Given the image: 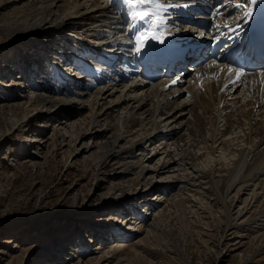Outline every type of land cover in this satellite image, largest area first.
Listing matches in <instances>:
<instances>
[{"label":"bare ground","instance_id":"obj_1","mask_svg":"<svg viewBox=\"0 0 264 264\" xmlns=\"http://www.w3.org/2000/svg\"><path fill=\"white\" fill-rule=\"evenodd\" d=\"M12 5L16 7H12ZM238 5L241 6L238 7ZM117 6L120 8L117 9ZM9 7L12 8L3 12V8ZM130 11L136 13L138 24H135V27H133L129 15ZM249 12L252 15L247 17L249 22L245 23L246 13ZM189 15H193V19L189 18ZM141 16L144 17L143 20L140 19ZM161 20L165 21L167 28V31L162 33L156 27ZM149 22L153 24L149 35L155 33L158 39H163L165 36L169 42L184 40L183 44H188L193 50L200 42V39L197 40V38H202V35L197 32L196 36L190 32V29L195 27L204 30L203 35L207 33L204 41L210 37L213 44L209 53L205 54L203 58H198V62L196 59H191L187 63H183L181 66L185 67L186 71H179L178 80L172 79L170 75L173 63L177 60L176 57L169 55L165 65L153 64L154 59L147 57L149 50L161 47L158 41L149 42L140 54H136L134 51L132 37L141 29L146 28ZM127 23H130L129 29L126 27ZM252 24L263 26L264 0H257V3L252 6H249L248 0H223V2L221 0L211 2L209 0H159V7L146 3L137 4L132 9L126 6L123 0H0V36L5 34L8 37H13L5 45H0V52L6 51V49L15 52L14 46H26L29 48V52L32 49L34 52L42 51L45 54L43 59L46 57L52 60L53 67L51 77L47 73L48 77L46 74L44 77L38 78L37 70L30 71V66H34L31 60L35 62V58L31 59L28 64V71L32 72L29 74L31 79L16 77L20 88L24 90L27 87L33 91L30 96H27L28 100L26 99L25 103L26 108H30L31 111L26 113L27 110L24 109L26 112L23 113V106L10 104V101L5 102L3 110L8 116L7 120L12 121L13 127L18 125V128H26L36 120L44 121V119L50 118L58 123V132L77 129L76 142L79 139L90 140L83 148L85 151L81 150V152L86 154L96 148L100 153L96 165L98 176L103 177L108 169L113 171L114 175L119 173L116 177H121L120 173L135 171L134 174L128 175H135L134 179L137 182L141 181L145 187L157 186L160 187V190L165 188L167 183H157L153 179L161 177L164 172L168 173L172 169L171 166L175 162L166 159L170 155L169 146H173L174 150L179 151L186 161H191V174L187 178L189 180L202 179L204 185H209L212 193L221 194L223 206L228 213L230 206L228 207L226 203L229 200L234 202L236 199V196L231 197L234 190L239 197L241 190L245 193V191H250V187H254L252 200L257 196L256 190L262 192L264 198V150L259 148L264 143V126L262 127L264 122L259 119L260 121L257 120L254 123L252 120L253 117H258L257 113L261 115L264 112V88H262L264 76L261 75L264 72V66L261 64L249 66V61L239 62V58L245 53L240 47V42L247 35ZM170 25L175 27L174 31L171 30L173 26L170 27ZM181 26L184 28L178 30ZM187 27L190 28L187 30ZM104 28L105 31L102 30ZM102 31L105 32L106 38ZM120 32L124 35L117 37ZM86 37L88 39L84 40ZM74 38L80 44L74 42V47L68 46ZM90 39L97 40L96 44L98 45L90 44L88 41ZM105 43H112L113 48L117 47V52L121 53L123 50V58L118 57L120 53L106 55L99 51L100 44ZM123 44L125 45L123 46ZM216 46L221 49L218 55L213 53ZM24 47H22L23 50ZM27 53L28 51H25V54ZM5 54L6 57L13 58V60L10 58V66L23 76L22 60L19 58L21 61L16 63L15 54L12 51L9 55ZM59 54L68 55V58L61 59ZM69 55H73V57ZM91 55L95 56L92 58ZM182 57V61H187L186 57ZM59 58L61 62H65V66L73 68H70L71 72H76L81 68L82 82L87 77L89 84L87 83L85 87L82 85L81 77L72 78L71 76H76V74L70 71L65 73L67 71L61 68L66 67L57 62ZM145 58L146 63L142 65L145 67L141 71V68L138 69L136 64L139 59L144 60ZM201 61L202 63H200ZM39 64H41L39 65L41 73H46L43 71V61ZM119 64L123 68L116 70ZM168 67L170 69L167 71ZM229 67L233 68L231 73L228 71ZM236 70L243 71V75L238 83H230L237 79ZM121 72L122 74H119ZM8 73L10 76L13 72L9 71ZM163 77H167V79L161 80ZM46 79L51 81L48 83ZM24 82H27L26 86H24ZM106 82L113 83L110 89L105 85ZM65 83L67 87L82 88L75 93L71 88L68 89ZM48 84L54 85L51 87ZM93 89H96L95 93L92 92ZM226 89H231V91L225 96L223 91ZM241 90H244L246 97H250L249 100L244 101L243 98H238ZM115 95L117 96L114 97ZM184 96H186L185 99H182ZM232 98L233 100H231ZM236 102L242 103L241 111L238 113L235 110ZM230 103L231 105L228 106ZM192 106H197V110L202 113V118L207 124L206 136L203 134L201 139H197L198 132L193 127L196 123L193 124L190 119H186L187 110ZM21 112L24 114L21 120L16 119L15 117L22 114ZM220 118L223 120H219ZM112 119L116 121L115 125L111 124ZM220 123H222L223 130L218 128ZM11 136L12 134H9L6 141L10 140ZM204 138L208 139L213 146L211 149L205 147L209 143ZM202 139L204 140L200 142ZM46 140L48 139L45 134L38 131L36 136L30 137L25 144L31 143L33 147L36 144L39 147L47 143ZM95 140L96 142H94ZM256 140L258 143L254 144L255 147L250 145L248 148V144H252ZM145 142L149 144V147H152L153 155L150 160L156 158L162 150L166 153L165 159L157 161L161 163L160 165L156 163L153 166H148L152 165V162L145 161L147 157L144 153L146 149L143 148ZM202 146L204 151H209L207 155L213 156L219 147L221 152L235 158L231 167L221 163V169L215 171L218 173V177L223 180L221 187H218V183L215 181L217 176H215L212 167L205 165L203 171L194 164L198 159L202 160V156L197 155ZM207 168L209 169L207 170ZM171 178L174 179L173 176L165 179ZM188 183L190 181L186 182V184ZM135 184L138 187L141 186L140 183ZM129 185L118 183L115 184L114 190L123 195L124 189H128ZM133 192H135L134 195L140 196L145 195L147 191L142 192L143 194L138 193L137 190ZM250 204L245 205V209L247 207L249 209ZM118 205L122 212L129 216L131 209L127 208L125 212L124 206ZM132 215H135L136 218L143 216ZM95 216L100 217V214ZM135 225L137 226L133 227L136 229L135 231L144 228L140 222H135ZM54 233L55 231L51 233V237H54L51 244L57 240V235ZM97 233L102 235L100 237V240H103L102 250L109 247L111 242L121 244L126 241L124 236L119 237L114 234L104 238V232L98 230L92 232L89 237L93 238ZM71 239L70 235L69 240L62 241L70 243ZM58 241L61 240L58 238ZM65 242L60 243L58 251L56 250L58 246H54L55 254L49 252L45 258L57 261L59 259L57 252L63 255L64 249H67V246H64ZM95 249H98L96 251L100 250V248ZM45 251L44 249L42 253ZM99 252L101 255L98 260L102 261H100L101 264H110V254ZM117 254V251L112 253L110 259L115 258ZM3 255L8 257L7 254Z\"/></svg>","mask_w":264,"mask_h":264},{"label":"rangeland","instance_id":"obj_2","mask_svg":"<svg viewBox=\"0 0 264 264\" xmlns=\"http://www.w3.org/2000/svg\"><path fill=\"white\" fill-rule=\"evenodd\" d=\"M12 7L16 6L12 5ZM12 7L3 8V12H7ZM119 8L117 6V9ZM126 27L129 29L130 23H127ZM181 28L183 29L184 26L178 30H182ZM188 28L190 27H187V30ZM102 30L105 31V28ZM171 30L174 31L175 27L173 26ZM190 32L196 36L193 28ZM104 33L102 31L103 36ZM120 33L117 37L124 35ZM12 39L13 37L3 34L0 36V45H5ZM86 39L88 38L84 40ZM18 46L13 47L16 49L15 52L11 49L0 52V264H101L102 261L98 260L101 255L99 251L108 252L110 258L112 253L117 251L115 258H109L110 264H264V198L262 192L256 190V195L262 196L260 198L256 196L252 200L254 187H250V191L245 193L241 190L239 197L236 195V190L232 191L231 197L236 196V199L234 202L229 200L226 203L228 207L230 206L227 213L221 194L212 193L209 185H204L202 179L187 178L191 174V161H186L173 146H169L170 155L166 159L175 162L171 166L172 169L168 173L164 172L161 177L153 179L157 183H167L165 188L160 190L157 186L145 187L141 181L137 182L134 179L135 175H128L134 174L135 171L120 173L122 176L116 177L119 173L114 175L113 171L108 169L103 177L98 176L96 172L100 157L98 149L93 148L83 154L85 151L83 148L90 140L79 139L76 142L77 129L58 132L59 126L54 119L36 120L26 128H18V125L13 127L12 121L7 120L8 116L3 110L5 102L20 104L23 110H27L23 113H29L31 109L26 108L25 103L28 100L27 96L33 93L27 87L24 90L20 88L16 77L29 80L31 70H37L38 78L44 77L47 73L51 77L53 68L52 62L45 65L43 59L45 54L42 51H35V53L32 49L29 52L28 47L22 46L23 50L21 46ZM11 51L15 54L16 63L22 60L23 76L10 66L11 57H6L5 53L9 55ZM25 51L29 54H25ZM123 52L122 50L121 53ZM34 58L35 62L31 60ZM30 60L34 66L37 65L36 68L30 66L31 69L28 71ZM41 61H43V71L46 72L44 74L41 73L42 70H39ZM120 68H123L121 64L116 70ZM9 71L13 72L10 76ZM175 77L176 74L172 76V79ZM46 81L49 83L51 80L46 79ZM87 83L86 77L82 85L86 87ZM106 83L105 85L110 89L113 83ZM23 84L26 86L27 82ZM67 88H71L72 92H79L82 87ZM230 91L231 89L224 90V95H228ZM92 92L95 93L96 89ZM238 98H243L244 101L250 99L244 95V90H241ZM230 105L231 103L228 106ZM241 108L242 103L236 102V113L240 112ZM23 113L15 118L21 120ZM187 113L186 119H190L193 124L196 123L193 127L198 132L197 139H201L203 134L205 135L207 126L202 113L197 110V106L189 108ZM256 115L258 117L252 118L254 123L259 119L264 122V112ZM111 124L115 125L116 121L112 119ZM218 128L223 130L222 123ZM202 129L204 130L201 131ZM38 131L45 134L47 143L39 147L36 144L34 147L31 143L25 144L30 137L36 136ZM9 134H12L11 139L6 141ZM205 140L209 143L205 147L211 149L213 146L208 139ZM92 143L93 140L90 144ZM257 143L258 140L252 144L249 143L248 148L250 145L255 147L254 144ZM143 148L146 149L145 161L150 160L153 155L152 147L145 142ZM203 148L202 146L197 152L198 156H202V160L198 159L194 164L203 171L205 165L212 167L217 176L215 181L218 187H221L223 180L215 171L221 169V163L231 167L235 158L221 152L219 147L213 156L207 155L209 151H204ZM259 148L264 150V143ZM76 150L79 151L76 152ZM166 156L163 150L160 151L156 158L149 161L152 165L148 166L156 163L160 165L161 163L157 161L165 159ZM170 176L174 179H165ZM160 178L163 181H160ZM187 181H190L189 185L186 184ZM118 183L125 185L140 183L141 186L129 185L130 187L125 188L122 195L114 190L115 184ZM253 183L256 184V182ZM134 190L138 193L147 192L139 196L134 195ZM118 204L124 206L125 212L128 208L131 209L132 214L143 216H137L139 220L131 213L128 216L122 212ZM248 204L250 206L249 209L246 208V211L245 205ZM97 214H100V217H96ZM135 222H140L144 228L135 231L136 229H133L137 227L134 226ZM51 230L57 235L54 244H51L54 238L51 237ZM97 230L104 232V238L114 234V236H124L126 241L121 244L111 242L109 247L102 250L103 240H100L102 235L97 233L93 238L89 237ZM70 235L72 236L70 243L62 241L69 240ZM64 242L67 249H64L63 255L57 252L58 262L45 258L49 252L55 254L54 246H58L55 247L58 251L60 243ZM95 248L100 250L96 251L98 249ZM44 249L46 251L42 253ZM3 254H7L8 257Z\"/></svg>","mask_w":264,"mask_h":264},{"label":"snow or ice","instance_id":"obj_3","mask_svg":"<svg viewBox=\"0 0 264 264\" xmlns=\"http://www.w3.org/2000/svg\"><path fill=\"white\" fill-rule=\"evenodd\" d=\"M123 3L128 6L130 9H132L137 4H153L156 7H159V0H123ZM257 3V0H248L249 6L255 5ZM241 5H238V7ZM133 27H135L136 24V13L134 11L129 12ZM252 15L251 12L246 13V19L245 23H248L247 17H250ZM141 20L144 19L143 16L140 17ZM157 28L162 32L167 31V28L165 26V21L161 20L159 25H156ZM153 28V24L151 22L148 23L146 28L141 29L134 37H132L133 43H134V51L136 54H140L143 50H145L146 45L149 42L152 41H158V43L163 44L166 39H158L155 33L149 35V30ZM229 73L233 71V68L229 67L228 69ZM243 75V71L236 70V81H230V83H238ZM262 76H264V72L261 73ZM225 87H228V85H225ZM262 88H264V81H262Z\"/></svg>","mask_w":264,"mask_h":264}]
</instances>
